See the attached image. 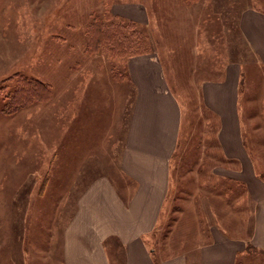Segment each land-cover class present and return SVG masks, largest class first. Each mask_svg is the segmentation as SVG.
<instances>
[{
	"label": "rangeland",
	"instance_id": "1",
	"mask_svg": "<svg viewBox=\"0 0 264 264\" xmlns=\"http://www.w3.org/2000/svg\"><path fill=\"white\" fill-rule=\"evenodd\" d=\"M245 8L264 13V0H0V264H62L61 232L82 192L99 178L125 200L132 192L119 165L136 110L131 57L92 45L96 19L136 27L180 109L152 254L183 252L196 264L210 228L248 238L253 206L199 95L203 81L239 65L243 142L264 181V69L238 28ZM25 90L27 103L7 113ZM106 244L122 262L120 243ZM238 264H264V253L248 245Z\"/></svg>",
	"mask_w": 264,
	"mask_h": 264
},
{
	"label": "crops",
	"instance_id": "2",
	"mask_svg": "<svg viewBox=\"0 0 264 264\" xmlns=\"http://www.w3.org/2000/svg\"><path fill=\"white\" fill-rule=\"evenodd\" d=\"M238 28L264 69V13L255 8L241 10ZM127 70L137 90L136 110L119 165L132 184V192L125 200L107 178L94 180L82 192L74 215L61 232L62 264H115L112 249L106 244L112 239L120 243L123 259L119 264H193L183 252L159 261L147 244L169 190V161L177 143L179 105L157 57H131ZM239 75L238 64H227L219 80L199 85V95L204 108L217 120L221 154L236 164L231 175L244 185L253 206L252 226L247 239L223 228H210L209 242L198 248L196 264H238L248 245L264 251V181L255 172L243 142ZM262 115L264 119V92ZM241 231L239 228L237 233Z\"/></svg>",
	"mask_w": 264,
	"mask_h": 264
},
{
	"label": "trees",
	"instance_id": "3",
	"mask_svg": "<svg viewBox=\"0 0 264 264\" xmlns=\"http://www.w3.org/2000/svg\"><path fill=\"white\" fill-rule=\"evenodd\" d=\"M89 36L95 48L105 49L111 55L135 57L145 54L148 49L145 47L141 34L132 23L124 24L107 22L102 23L98 19L89 28ZM31 91L17 92L11 97L6 112H13L18 107L27 103ZM17 95H19L17 97ZM264 253V251H260Z\"/></svg>",
	"mask_w": 264,
	"mask_h": 264
}]
</instances>
